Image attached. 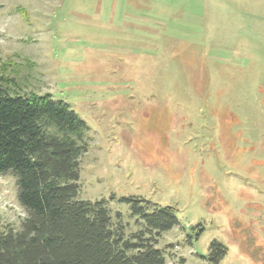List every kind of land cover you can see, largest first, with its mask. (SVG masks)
I'll use <instances>...</instances> for the list:
<instances>
[{
    "label": "rangeland",
    "instance_id": "rangeland-1",
    "mask_svg": "<svg viewBox=\"0 0 264 264\" xmlns=\"http://www.w3.org/2000/svg\"><path fill=\"white\" fill-rule=\"evenodd\" d=\"M0 58L12 92L86 123L79 199L106 200L126 237L138 197L175 209L167 264H214V240L218 264H264V0H0ZM0 217H27L9 174Z\"/></svg>",
    "mask_w": 264,
    "mask_h": 264
},
{
    "label": "trees",
    "instance_id": "trees-1",
    "mask_svg": "<svg viewBox=\"0 0 264 264\" xmlns=\"http://www.w3.org/2000/svg\"><path fill=\"white\" fill-rule=\"evenodd\" d=\"M5 66L0 58V175L15 178L27 217L19 230H0V264H167L156 246L179 224L175 209L121 198L142 227L126 237L106 200L79 199L86 123L49 94L12 92ZM227 253L214 240L208 259L218 264Z\"/></svg>",
    "mask_w": 264,
    "mask_h": 264
}]
</instances>
